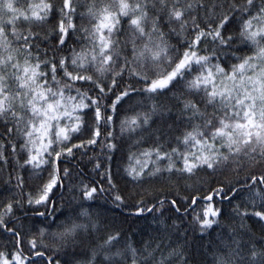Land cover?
<instances>
[{
	"label": "snow or ice",
	"instance_id": "obj_1",
	"mask_svg": "<svg viewBox=\"0 0 264 264\" xmlns=\"http://www.w3.org/2000/svg\"><path fill=\"white\" fill-rule=\"evenodd\" d=\"M173 107L185 126L166 136L153 125ZM144 133L128 192L112 164ZM84 157L88 183L67 166ZM0 173V264H190L189 233L225 203L241 223L213 264H264V0H0ZM199 173L207 194L180 195ZM117 210L162 227L135 247Z\"/></svg>",
	"mask_w": 264,
	"mask_h": 264
},
{
	"label": "trees",
	"instance_id": "obj_2",
	"mask_svg": "<svg viewBox=\"0 0 264 264\" xmlns=\"http://www.w3.org/2000/svg\"><path fill=\"white\" fill-rule=\"evenodd\" d=\"M87 21H85L86 23ZM246 53H238V55H243ZM235 62V61H233ZM171 93L167 94L165 97L160 98L161 102L168 104L169 106L173 105L175 101L170 100L168 97ZM125 108L128 107L126 104ZM209 112L212 111L211 108L208 109ZM178 115L177 109L172 108V115L169 116L165 113L164 117L161 119H157V122L153 125V128H160L163 130L167 135H174L178 134L179 130H182L185 126L184 124H180L175 118ZM171 127V133L169 132V128ZM146 138V142L137 145L135 143L137 137L128 138L125 136V139L120 144V149L115 153L114 161L112 164L113 172L117 175V182L121 187H125L126 191H136L139 190L138 187L132 183H129L127 178L122 169L125 165L128 164V155L129 153H137L142 149L148 148L151 146V141L147 139L148 133L143 134ZM154 139V137H153ZM68 167L73 169L74 175L76 173H81L82 178L86 183L97 179L95 172L92 171V164L87 162V157L82 159H78L73 161L71 164L67 165ZM246 172H240L239 175H235L234 173L229 171V179L235 182V180L239 179L243 181ZM200 177H203L205 180H210L211 177L207 176L205 173H199L197 177H193L191 180L181 181L180 186L176 189L180 195H206L207 189L209 185L207 183L202 184L200 181ZM7 179L6 173H0V189L4 186V181ZM31 184V181H28ZM67 183V181L65 182ZM73 183H78V179H74ZM213 186H215L213 184ZM198 188L200 192H194L193 189ZM28 189H26L27 191ZM63 193V200L60 199V193ZM78 191H73L70 189H60L58 190V194L54 199L57 201V207H60L61 204L65 208H71L74 206L75 202L73 201L74 196H78ZM106 195V194H105ZM217 199H219L217 197ZM100 203H104L103 200L99 201ZM89 203H85L84 207H88ZM235 203V201L233 202ZM108 207H111V202L108 201ZM221 207L224 211V215L220 218L219 225H213L211 229L208 230L206 234H204L203 238L201 239L200 233L197 231L195 234L189 233L188 237V247L186 249V255L192 257L190 260V264H213L214 262V253L217 248H223V246L228 242V237L232 232V226L239 227L240 220L239 219H230V213L232 208L227 203L223 205H217ZM166 216L171 215V213H166ZM107 220L108 222L115 221L117 224L123 222V232L124 235L131 241L133 246L138 248H143L145 242H149L151 237L157 236V229L162 227L157 222L153 221L152 215L145 213L144 216L139 218L132 216V217H125L119 210L116 212L107 213ZM168 223L170 224L171 221L169 220ZM245 226L248 228L249 231L255 233L257 239L260 236L259 226L255 225L250 220L244 221ZM174 239V238H173ZM3 243V240H0V244ZM123 241H121V244ZM165 243L167 244L168 241L166 240ZM120 246V245H118ZM165 254L167 255V250H165ZM159 255V253L157 254ZM175 264V261H174Z\"/></svg>",
	"mask_w": 264,
	"mask_h": 264
}]
</instances>
